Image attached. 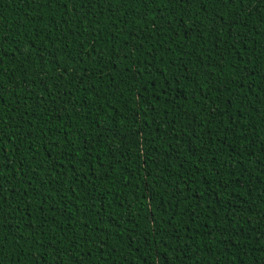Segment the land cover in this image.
<instances>
[{"label":"trees","instance_id":"trees-1","mask_svg":"<svg viewBox=\"0 0 264 264\" xmlns=\"http://www.w3.org/2000/svg\"><path fill=\"white\" fill-rule=\"evenodd\" d=\"M0 264H264V0H0Z\"/></svg>","mask_w":264,"mask_h":264}]
</instances>
